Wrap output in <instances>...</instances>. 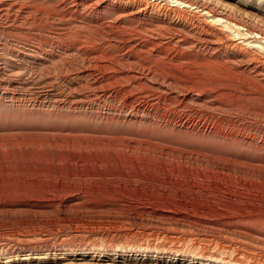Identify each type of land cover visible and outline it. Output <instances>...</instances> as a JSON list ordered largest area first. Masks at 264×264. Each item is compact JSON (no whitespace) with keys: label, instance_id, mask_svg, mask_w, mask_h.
Returning <instances> with one entry per match:
<instances>
[{"label":"rangeland","instance_id":"1","mask_svg":"<svg viewBox=\"0 0 264 264\" xmlns=\"http://www.w3.org/2000/svg\"><path fill=\"white\" fill-rule=\"evenodd\" d=\"M182 1L0 0V264H264V0Z\"/></svg>","mask_w":264,"mask_h":264},{"label":"bare ground","instance_id":"2","mask_svg":"<svg viewBox=\"0 0 264 264\" xmlns=\"http://www.w3.org/2000/svg\"><path fill=\"white\" fill-rule=\"evenodd\" d=\"M175 2H177V3H179V4H184V3H186V1L184 2V1H182V0H175ZM189 3V2H188ZM187 4V3H186ZM185 4V5H186ZM193 4V3H192ZM180 6V5H179ZM203 7V6H202ZM209 8V7H208ZM205 12V11H204ZM206 13H208L209 15H210V17H212L213 18V21L215 22H217V23H223V19H225L224 17H222V14H217V13H213L211 10L210 11H207ZM180 16V15H179ZM230 17V16H229ZM230 21V20H229ZM225 22V21H224ZM231 23V22H230ZM236 26H237V24H236ZM248 33L249 34H253L254 32H252L250 29H248ZM254 31V30H253ZM258 33V32H257ZM260 36H262V35H260ZM263 37V36H262ZM250 53V52H249ZM233 59V58H232ZM261 59V58H260ZM264 60V59H263ZM213 62V61H212ZM211 62V63H212ZM193 63V62H192ZM194 64H196L197 65V63H194ZM205 66H206V68L208 69V70H211V71H213V72H215V73H217L218 75L220 74L221 75V78H217L218 80L217 81H222L224 78L222 77V76H224V77H226L227 76V73L224 71V69L221 67V66H211V65H208V64H205V63H203ZM214 64V63H213ZM216 64V63H215ZM201 66V65H200ZM225 67V66H224ZM187 70H190V71H194V70H192L190 67H187ZM223 70V71H222ZM222 73V74H221ZM227 78H229V77H227ZM236 78V77H235ZM247 83H249V84H251L252 85V87L253 88H255L256 90H258V89H261V88H258L259 86V84L258 83H256V82H252V81H249V82H247ZM258 84V85H257ZM144 114V113H143ZM194 125V124H193ZM184 126V125H183ZM186 127L188 126V125H185ZM208 126V125H207ZM190 127V126H189ZM193 127V126H192ZM212 127V126H211ZM211 130V129H210ZM212 131V130H211ZM233 134V133H232ZM237 136V135H236ZM244 138V137H243ZM240 140V139H239ZM255 140V139H254ZM116 141V140H115ZM245 141V140H244ZM253 141V140H252ZM261 142V141H260ZM259 145V144H258ZM263 145V144H262ZM250 146V145H249ZM258 147V146H257ZM261 149V148H260ZM51 162V161H50ZM116 165V164H115ZM102 166V165H101ZM219 170V169H218ZM82 171V170H81ZM180 171V170H179ZM105 173L104 174H102V173H100L99 171L97 172H95L93 175H95V176H105V175H114L115 177H121V176H123V175H128L130 178H150V175H154L155 174V171H154V168H152V167H149V168H147V167H141V168H136V167H130V168H127L126 170H124V171H122V170H120V169H118V168H115V171L114 172H108V171H104ZM168 172V171H167ZM82 173V172H81ZM125 173V174H124ZM3 174V173H2ZM23 174V173H22ZM38 174H40V173H38ZM68 175V173H66L65 171H62V173H61V175ZM158 174H162V171H160V170H158ZM31 175H33L32 173H31ZM86 176V175H90L89 173H87V172H83L82 173V176ZM167 175H171V176H173L174 175V171L172 172V171H170ZM34 176V175H33ZM198 176V175H197ZM196 176V177H197ZM36 177V176H35ZM160 177V176H159ZM175 177V176H174ZM207 177V176H206ZM199 178V177H198ZM175 179V178H174ZM177 179V178H176ZM211 179V178H210ZM216 179V178H215ZM261 179V178H260ZM19 180V179H18ZM169 180H170V178H169ZM221 180V179H220ZM59 181H61L62 183L64 182L63 181V179H59ZM73 181V180H72ZM178 181V180H177ZM226 181V180H225ZM4 182V181H3ZM79 182V181H78ZM84 183H85V180L83 181ZM194 182V181H193ZM216 182V181H215ZM220 182H222V181H220ZM236 183H239V185H240V187L241 188H243V189H240L241 191H240V193H239V195H237V196H242V195H246V194H248V192H252V191H258V192H260V193H264V183H263V185H261V183L260 182H250V181H246V180H243V181H239V182H237V181H235ZM73 183H77L76 181H73ZM124 183H126V182H124ZM141 183V182H140ZM231 183V182H230ZM208 184V183H207ZM232 184H234V183H231V184H225V185H227V186H229V187H231L232 186ZM200 185V184H199ZM198 185V186H199ZM210 185V183L208 184V186ZM215 185V184H214ZM223 185H224V183H223ZM85 186V185H84ZM217 186V185H216ZM207 187V186H206ZM205 188V187H204ZM211 188V187H210ZM208 189V190H211V189ZM198 189V188H197ZM222 189V188H221ZM227 189V188H226ZM229 189V191L228 192H230V193H235V192H239V191H233V190H231V189H233V188H228ZM235 189V188H234ZM32 190V189H31ZM196 190V189H195ZM198 190H201V188L200 189H198ZM214 190V189H213ZM223 190V189H222ZM225 190V189H224ZM12 191V190H11ZM33 191H34V189H33ZM170 191V190H169ZM175 191V190H174ZM209 192V191H208ZM242 192V193H241ZM11 193H14L13 191L11 192ZM167 193V192H166ZM199 193V192H198ZM220 193V192H219ZM3 194V193H2ZM6 194V193H5ZM252 194H253V192H252ZM199 195V194H198ZM209 195V194H208ZM234 195V194H233ZM2 196V195H1ZM15 196V195H14ZM210 196V195H209ZM254 196V195H253ZM9 197H10V195H9ZM246 197V196H245ZM255 197V196H254ZM4 198H6V195H5V197ZM236 200V199H235ZM171 204H173V202L170 200V199H168V200H166L165 202H164V205H171ZM2 207H6V205H4V206H2ZM9 208H12L13 210H11V211H14V213H21V210H14V208H17L16 206H13V205H9ZM20 208V207H19ZM22 208H24V207H22ZM223 208V207H222ZM229 209V208H228ZM72 210H74L72 207H67L66 208V214L68 213H70V212H72ZM170 210V209H169ZM245 216H243L242 218H244ZM249 218H253V217H251V216H248ZM162 218V217H161ZM210 218V217H209ZM246 218H247V216H246ZM49 219V218H48ZM59 219V218H58ZM252 220H254V222H261V224H262V227H260V228H255V229H248L247 228V230H249V231H251V232H253V233H256V234H258V235H261V236H264V219H259V218H257V219H252ZM249 221V220H248ZM18 222V224H17V226L18 227H21V228H23V229H32V231H35V227H37V226H39V225H43L44 227L45 226H48V225H51V223L53 224V223H55V222H51V221H48L47 222V220L46 221H39L38 222V224H36V222H34V221H28V220H25V221H22V220H20V221H17ZM93 224V223H92ZM209 226H211V225H209ZM237 229V228H236ZM250 233V232H249ZM255 234V235H256ZM259 253V252H258ZM238 259V258H237Z\"/></svg>","mask_w":264,"mask_h":264}]
</instances>
